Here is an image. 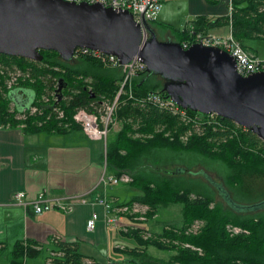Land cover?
I'll use <instances>...</instances> for the list:
<instances>
[{"label":"trees","instance_id":"obj_1","mask_svg":"<svg viewBox=\"0 0 264 264\" xmlns=\"http://www.w3.org/2000/svg\"><path fill=\"white\" fill-rule=\"evenodd\" d=\"M230 6V14L217 21L230 23L233 36L243 48H248L246 40H264V0H231ZM213 26L198 17L192 21L189 31L182 33L190 43L194 34H205ZM39 52L40 61L0 54L1 127L13 128L20 124L24 131L64 133L79 129L71 118L76 109L102 114L103 105L112 101L121 80L117 68H106L88 54L64 61L54 51ZM16 70L25 74V78L7 88L8 73ZM162 82L158 74L142 70L131 81V98H127L124 89L113 113L119 129L107 134L103 159L105 168L114 176L128 175L129 185L136 188L130 199L116 207L136 202L147 208L149 219L159 207L179 204L181 226L166 227L148 236L141 229L127 227L122 234L134 244L114 249L119 259L110 258L108 264H264V211L240 214L223 209L213 202L208 188L201 187L198 191L183 187L176 178H169L149 166H157L159 152L164 149L193 152L222 161L231 172L232 184L247 185V181L264 173L263 141L249 130L214 114L184 109L186 118L183 119L167 109L138 101L148 92L166 97ZM58 85L61 89L56 92ZM23 89L30 91L29 101L15 104L11 92ZM51 91L55 98L43 102L42 96H49ZM31 106L37 108L36 113H26L20 122L16 113ZM193 221L202 224L194 234L186 233L185 229ZM227 224L239 226L247 233L229 235L225 230ZM41 247L31 240L17 241L0 262L24 264V259L38 255ZM149 248L169 255L159 257L148 251ZM45 264L105 262L80 254L76 242L51 238Z\"/></svg>","mask_w":264,"mask_h":264},{"label":"crops","instance_id":"obj_2","mask_svg":"<svg viewBox=\"0 0 264 264\" xmlns=\"http://www.w3.org/2000/svg\"><path fill=\"white\" fill-rule=\"evenodd\" d=\"M158 1L159 9L148 25L160 41L185 43L182 32L189 31L192 21L198 17L214 24L206 33L223 35L228 32V25L217 20L229 15L231 0ZM245 43L246 50L264 58V40H246ZM18 91L20 95L25 93L27 98L17 97L16 101L26 104L30 92ZM103 151L100 140L88 139L80 129L56 133L24 131L21 125L0 126L1 255H7L17 241L31 240L42 249L55 238L76 242L80 254L105 262L111 258L112 249L123 247L115 235L122 234V229L108 220L113 218L125 223L127 219L129 222L116 206L130 199L136 191H124L117 188L119 184L100 182L102 173L114 175L105 168ZM42 190L48 197H78L85 201L74 202L65 211L52 209L34 214L31 200ZM15 191L24 193L23 204L9 203ZM92 212L97 218L93 229L88 230L85 222Z\"/></svg>","mask_w":264,"mask_h":264},{"label":"water","instance_id":"obj_3","mask_svg":"<svg viewBox=\"0 0 264 264\" xmlns=\"http://www.w3.org/2000/svg\"><path fill=\"white\" fill-rule=\"evenodd\" d=\"M144 28L142 41L128 11L99 3L0 0V54L40 61L39 50H51L68 61L76 48H86L120 64L136 58L163 79L162 91L180 108L228 119L264 141V71L240 76L218 47L196 42L183 48L158 40L146 22Z\"/></svg>","mask_w":264,"mask_h":264},{"label":"built area","instance_id":"obj_4","mask_svg":"<svg viewBox=\"0 0 264 264\" xmlns=\"http://www.w3.org/2000/svg\"><path fill=\"white\" fill-rule=\"evenodd\" d=\"M67 1H73L75 3L86 2L89 4L99 3L105 7H110L112 9H120V10L128 11L132 15L133 21L137 23L141 28L142 41L147 37V32L144 28V22L148 23L154 20V17L156 16V13L159 9L158 0H67ZM230 9L231 6L229 7V11ZM227 25H228V32L225 35L196 33L193 36L192 42L183 43L181 44V46L185 48L191 43L198 42L201 43L202 45L218 47L219 49L227 52L232 57L235 64V71L240 76H246L254 72L264 71V58L258 57L257 55L243 48L242 44L233 36L229 22ZM84 54H88L92 56L102 66L106 68H117L121 72V80L119 81L118 89L112 101L108 104L103 105L102 114L98 115L95 113L87 112L83 108H78L72 113L71 116L73 122L79 126V129L82 131V133L88 139L102 141L103 149H104L106 136L111 130V127L113 125H116L113 119V113L116 108L118 98L120 97L121 94L124 93V89H126L127 98L132 97L131 81L139 72L144 70V65L136 58H132L130 61L124 64H120L113 55L103 54L98 51L89 50L86 48H76L73 51L71 57L73 59H76L80 55H84ZM53 95L55 98V93ZM138 101L140 103L148 102L152 105L157 106L159 109H167V111H169L171 114H177L183 119L186 118L183 108H180L168 97H163L158 93L148 92ZM36 111L37 108L35 106H31L28 109L23 108L16 113L17 114L16 118L19 119L20 117H23L26 113L29 114L30 112L32 113ZM59 115H61L60 112L58 113V116ZM261 155H263V152L261 153ZM128 180H130V178L128 177V175L124 173L120 174L119 176H114V175L109 176L102 173L100 177V182L102 184L105 183L115 184V183H125V182L127 183ZM23 197H24L23 192L15 191L9 199V203L15 205H21L23 204V199H22ZM84 201L85 200L83 198H78V197H62V198L48 197L46 195V192L42 190L34 198H32L31 210L34 214H40L43 211H49L52 209H59L65 211L68 208H70L72 203L74 202L83 203ZM141 206L143 205L133 202L129 206L121 205L120 207H117V211L122 214H125V211L133 208L132 211L130 212H133V215H135L134 218L141 219L143 218V216L136 213L138 212L137 207H141ZM96 218H97V214L95 212H92L89 218L85 222L86 229L88 230L93 229ZM108 222L118 225V227H120L122 230L126 229L128 226H131L130 223L127 224L119 223L115 221V219L113 218L109 219ZM195 222L197 224H196V229L194 230L197 231L202 223L200 221H195ZM225 230L229 235L247 233L245 229L231 224H227L225 226ZM105 264H108V260L105 261Z\"/></svg>","mask_w":264,"mask_h":264},{"label":"rangeland","instance_id":"obj_5","mask_svg":"<svg viewBox=\"0 0 264 264\" xmlns=\"http://www.w3.org/2000/svg\"><path fill=\"white\" fill-rule=\"evenodd\" d=\"M215 35H219V34L217 33ZM24 78H25V74H22V72L19 70H16L14 72H9L5 84L9 87L10 85H13L14 83L18 82V80L22 81ZM53 98L54 95L53 92L51 91L49 93V96L47 97L42 96L41 100L43 102L44 101L47 102V101H51ZM9 105L12 106L11 103ZM33 113L36 112H32V113L30 112L29 114H33ZM24 119H25V115L23 117H20L19 121L23 122ZM114 121L116 125H113L111 127L112 133L119 129L118 122L116 120ZM159 153L160 154L158 156L157 166L155 165L153 166L151 164L149 166H151V168L156 167L157 169L160 170L161 173L165 174L169 178L172 177L176 178L178 180L179 185L183 187L192 188L193 190L197 188L198 191L201 190V187L208 188V190L212 194L211 196L213 198V202L218 203V205L221 204L220 205L221 207L223 206L224 209L232 212L248 211L250 210L247 209L249 205L258 204V203H260V207L263 208H255L253 209L254 212H257L259 210L264 211V202H263L264 173H261V175H257L253 177V179L247 182L245 181L246 183H249L247 185H241L237 183L232 184L229 178L230 177L229 174L231 172L226 168L225 164L220 160H214L193 152H188V153L181 151L172 152L164 149ZM103 163L105 164V162ZM129 183L130 180H128L127 182L128 186H122L121 185L122 183H115L112 185L119 184L117 188L125 189L124 191H127L126 189H132L136 191L135 190L136 188L134 186L132 187L131 185H129ZM123 184H126V182ZM127 193H129V191ZM123 196L125 197L126 195ZM132 209L133 208L125 211V217L129 218V222L126 219L125 224L130 223L131 226L128 227L141 229L146 233L145 236H148L151 232L154 231L159 232L166 227L181 226L182 217L180 214L179 204L172 203L165 207H159L157 212L154 213L149 219L146 216L147 210L145 207L143 206L137 207L138 212L136 213L143 216V218L141 219L134 218L135 215H133V212H130L132 211ZM196 224L197 223L193 221L185 229V232L194 234L196 231L194 230L196 229ZM115 235L119 240L118 243L122 246L131 247L134 244L132 239L128 238L124 234L115 233ZM148 251L162 258H166L169 255L168 252H159L154 250L153 248H149ZM47 254H48V247L44 246L39 251L38 255H36L35 257L24 259V264H45V256ZM4 256L0 254V261L4 260ZM119 256L120 255L116 253L114 249H112L111 258L119 259Z\"/></svg>","mask_w":264,"mask_h":264},{"label":"flooded vegetation","instance_id":"obj_6","mask_svg":"<svg viewBox=\"0 0 264 264\" xmlns=\"http://www.w3.org/2000/svg\"><path fill=\"white\" fill-rule=\"evenodd\" d=\"M11 95H12V98H13V100H15V104H19V105H21V104H23V103H20V102H17L16 101V99L15 98H19L20 100H25L27 97V95L25 94V93H21V95H20V93H19V91L17 92L16 90H14V91H12L11 92ZM19 99H17V100H19ZM21 102H23V101H21ZM221 205V204H220ZM223 207V206H222ZM223 209H224V207H223ZM260 211V210H259ZM238 212V211H237ZM252 212H254V210H248V211H243V212H238V213H240V214H242V213H252ZM239 227V226H238Z\"/></svg>","mask_w":264,"mask_h":264}]
</instances>
